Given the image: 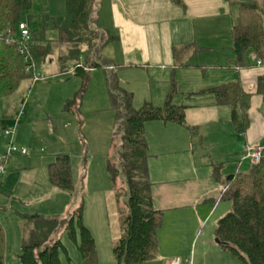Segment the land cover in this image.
<instances>
[{"label": "crops", "instance_id": "crops-1", "mask_svg": "<svg viewBox=\"0 0 264 264\" xmlns=\"http://www.w3.org/2000/svg\"><path fill=\"white\" fill-rule=\"evenodd\" d=\"M247 1L250 0H180V3L173 0H99L95 14L96 26L105 36L113 38L105 43L100 60L108 63L106 69L116 72L119 84L133 94V106L139 108L144 102L162 106L170 91V78L176 93L172 104L186 106L184 125L150 121L144 126L153 206L163 212L162 224L157 232V255L161 254L162 246L169 243L184 249L182 254L192 264L196 252L193 251V256L189 257L194 236V231H188L189 222L195 220L199 225L219 213L220 201H224L221 192L225 187V179L242 172L244 165L250 166L247 160L240 158L245 147L264 149V106L261 95L257 93V79L264 76V65H256L255 56L249 58L247 67L241 68L234 67V57H226L224 63L193 62L198 54L214 51L211 43L215 36L209 33L216 28H224L229 32L236 19L233 9L236 8L237 14V4ZM43 20L39 24L41 27L45 26ZM64 45L68 47V57L62 61L59 57L58 62L69 60L74 69L62 64V70L76 76L74 84L77 87L81 81L77 76L84 73L82 81L85 88L82 92H100L94 103L95 110L99 111L107 103L105 70L89 68V63L93 61L89 54L85 65L77 62L79 56L77 58L76 54L71 55L72 59H67L70 58V50L79 47L87 49L86 45ZM46 65L51 67L53 61L49 59L41 68ZM76 67L81 68L78 75L75 74ZM231 82H239L250 96L248 126L245 130L238 129L239 124L231 121L229 106L217 105L211 93H198ZM93 83L95 87H92ZM58 84L65 83L59 81ZM33 91L28 98L30 102L33 100ZM74 92L59 96L57 110L61 115L65 112L73 114L74 107L77 109L74 104L70 111L65 110L68 103H75L77 94L74 95ZM190 93L197 96L191 100L185 98ZM25 103L24 100L22 108ZM52 114L46 112L45 115H36L33 111L24 120L33 127L47 124V121L53 122ZM19 123L18 120L17 127ZM5 127L2 126V129ZM2 137L0 154L6 147L4 135ZM215 138L217 144L204 145L206 142L211 144ZM197 143L202 151H197ZM58 155L67 154L54 150L45 159L49 162L47 168ZM10 158L11 155L6 161V170ZM221 210L228 212L229 207ZM215 243L218 245L216 240ZM218 247L217 250L228 253ZM175 259L178 258L172 256L171 261Z\"/></svg>", "mask_w": 264, "mask_h": 264}, {"label": "trees", "instance_id": "trees-1", "mask_svg": "<svg viewBox=\"0 0 264 264\" xmlns=\"http://www.w3.org/2000/svg\"><path fill=\"white\" fill-rule=\"evenodd\" d=\"M64 1L65 16L56 19L46 17L43 23L45 26L51 23V27L58 33L59 43L87 46V52L93 58L89 68L105 70L108 97L111 109L115 113L113 141L117 140L114 156L118 166L117 169H113L107 164V171L113 181L118 176L122 179L127 215L122 222L121 237L113 247V264L150 261L158 253L157 232L162 224L163 212L153 206L144 126L150 121L184 125L186 106L172 104V96L175 93V85L172 84L162 106L144 102L142 106L135 108L133 94L119 86L116 73L106 69L108 63L100 60L97 55V47L102 44L105 37L95 23L99 0ZM173 1L180 3V0ZM31 2L32 0H0V99L12 95L24 80L32 79L53 54V42L45 39L43 35H37L36 31H31L27 46L28 63L24 61L18 40L15 43L6 41L9 34L15 32L23 15L31 17ZM230 36L234 67H247L248 53L253 54L263 64L264 0H250L237 4V16L231 27ZM69 54L70 58L67 59H72L71 55L74 54L78 58L79 49H72ZM59 59L62 61L66 58ZM80 71L81 68H75V74ZM198 93L213 94L217 105L231 108V121L239 124L238 129L247 128L250 96L239 82L224 83ZM257 93L261 95L264 106V76L257 79ZM71 106V102L68 103L65 110L70 111ZM3 130L4 128L2 132ZM190 130L193 131V128ZM47 169L50 184L54 188L67 192L73 190L68 155H58ZM223 185L227 189L222 194V200L229 202L230 209L216 223L215 240L241 264H264V149L261 150L258 163L251 164L246 172L227 176ZM30 220L46 227V230L52 233L58 225L66 227V233L72 240H75L78 227L80 243L77 248L83 264H97L94 240L81 223L80 208L66 222L57 220L45 222L37 216L31 217ZM44 223L45 225H42ZM24 232L26 234L22 238L18 254L20 264H61L59 254L64 247L59 240L46 243L47 239H42L44 235L34 232L29 236L25 227ZM4 248L5 237L0 224V264H5Z\"/></svg>", "mask_w": 264, "mask_h": 264}, {"label": "rangeland", "instance_id": "rangeland-1", "mask_svg": "<svg viewBox=\"0 0 264 264\" xmlns=\"http://www.w3.org/2000/svg\"><path fill=\"white\" fill-rule=\"evenodd\" d=\"M30 15V18L23 15L21 21L28 25L30 31H36L37 35H43L45 39L55 43V46L53 55L50 57L53 65L40 68L38 73L40 78L37 81L24 80L12 95L0 99V142L3 139L2 126H11L14 119L18 118L20 123L13 142L28 150L27 156H21L19 153L11 154L6 173L0 179V224L5 237V264H20L18 254L22 238L26 234L23 233L24 227L29 236H32L34 232L44 235L42 239H47L46 243L51 240H59L64 247V250H61L59 254L61 264H83L77 248L80 243L78 227H76L75 240H72L66 233V227L58 225L52 233L48 232L46 227L30 220L31 217L37 216L45 222L53 220L66 222L71 216H74L79 208L81 223L94 240L97 264H113V247L121 237L122 222L127 211L123 198L122 179L118 176L113 181L107 171V164L113 169H117L118 166L114 156L117 150V140L113 141L115 113L111 109L108 90L106 105L99 111L95 110L94 103H96L100 92L89 90L83 93L82 90L85 87L82 76H77L82 81L78 87L74 84L76 76L66 74L61 67L62 64H65L67 68L71 66L70 68L73 70L71 61L58 62L59 57H67L68 47L66 48V45L58 42V33L51 27V23H48L43 31V27L39 25L40 21L46 17L56 19L65 16L64 0H32ZM236 15V8H234L233 17L235 18ZM230 31L231 29L227 32L224 28H216L212 33H209L215 36L211 43L214 51L198 54L193 62L214 64L216 62L224 63L226 57L233 59ZM112 39L110 35L104 37L102 44L97 47L99 57L106 46L105 43ZM79 50L77 62L85 65L88 56L87 49L79 47ZM252 56L253 54L248 53L247 64ZM200 69L205 72L203 68ZM65 71L67 72V70ZM59 81L65 84H58ZM92 85L95 87L94 83ZM119 86L127 91L121 84ZM169 88H172L171 78ZM32 91L34 95L30 102L28 98ZM70 91H76L73 94H77V98L75 103L71 104L72 108L76 104L77 109L75 110L74 107L73 114L69 115L65 112L61 115L57 110L59 96ZM175 95L176 93L172 98ZM195 96L197 95L190 93L185 98L191 100ZM24 100L26 103L22 108ZM33 111L36 115H45L46 112L54 113L51 116L53 122L47 121V124L28 126L24 118ZM214 140L211 144L206 142L204 145L217 144V139ZM3 143L7 145L8 139L5 138ZM54 150L70 157L73 181V190L70 192L55 189L50 184L47 169L49 162H46L45 159ZM197 151H202L198 143ZM247 161L250 163V160ZM248 168L244 165L241 171L246 172ZM219 205H221L219 213L214 217H209L210 219L208 218L202 224L197 225L195 220L189 222L188 231H194L189 257L193 256V251L196 252L195 258L191 260L192 264H241L234 256L217 250L219 247L215 243L214 237L216 223L227 213V210L221 209L226 206L230 209V204L227 201H220ZM220 214L221 217L217 218ZM164 230L162 232H165ZM183 252L184 249L167 243L162 246L160 255H156L150 261L135 264H167L171 261L172 256H176L180 260V264H189L188 259L182 254Z\"/></svg>", "mask_w": 264, "mask_h": 264}, {"label": "built area", "instance_id": "built-area-1", "mask_svg": "<svg viewBox=\"0 0 264 264\" xmlns=\"http://www.w3.org/2000/svg\"><path fill=\"white\" fill-rule=\"evenodd\" d=\"M9 33V32H8ZM30 35L31 31L28 28V25L24 22H19L16 26V30L13 33H10L7 38V43H15L16 40H18L20 45V51L24 55V61L25 63L29 62L28 55H27V46L30 42ZM256 65H262V63L259 60H255ZM27 72H30V67L27 68ZM38 74H34L32 76L33 81H37L39 79ZM17 123L18 120L15 119L13 124L11 126H7L3 130V135L5 138L8 139V143L5 147V150L3 153L0 154V179L5 175L6 173V161L8 157L11 154L19 153L20 155H27L28 151L24 147H19L13 142V138L16 134L17 130ZM261 150L260 148H254L252 146H247L243 149L241 153V160H250L251 164H256L260 161L261 158ZM226 187L222 189L221 194H223L226 191ZM169 264H180V260L175 259L171 261Z\"/></svg>", "mask_w": 264, "mask_h": 264}, {"label": "water", "instance_id": "water-1", "mask_svg": "<svg viewBox=\"0 0 264 264\" xmlns=\"http://www.w3.org/2000/svg\"><path fill=\"white\" fill-rule=\"evenodd\" d=\"M217 242V241H216Z\"/></svg>", "mask_w": 264, "mask_h": 264}]
</instances>
